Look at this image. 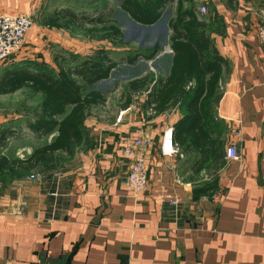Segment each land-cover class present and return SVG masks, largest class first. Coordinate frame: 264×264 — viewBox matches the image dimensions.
Masks as SVG:
<instances>
[{"label": "crops", "instance_id": "crops-1", "mask_svg": "<svg viewBox=\"0 0 264 264\" xmlns=\"http://www.w3.org/2000/svg\"><path fill=\"white\" fill-rule=\"evenodd\" d=\"M98 1L54 0L47 11L53 5L92 9ZM180 1L183 8L205 6L198 15L227 61L209 114L223 155L225 146L236 143L239 158L222 157L214 172L194 173L179 149L161 151L163 132L184 112L181 101L154 115L144 107V90L121 105L129 79L167 74L171 52L163 50L169 34L164 21L154 30L164 40L156 55L142 69L128 66L132 71L121 75L105 102L89 109V148L76 149L38 178L15 176L0 189V264H264V43L256 36L264 7L260 0ZM42 2L0 0V14L30 13ZM104 2L111 9L110 0ZM176 5L177 0L167 3L161 17L166 11L171 17ZM27 36L35 35L29 30ZM103 48L117 58L111 45ZM97 83L107 87L104 80ZM133 138L148 141L142 150L147 186L136 197L123 187L129 158L121 152ZM33 147L26 145L24 154Z\"/></svg>", "mask_w": 264, "mask_h": 264}, {"label": "trees", "instance_id": "trees-1", "mask_svg": "<svg viewBox=\"0 0 264 264\" xmlns=\"http://www.w3.org/2000/svg\"><path fill=\"white\" fill-rule=\"evenodd\" d=\"M116 1L118 8L133 23V29L140 31L157 23L171 0ZM110 14L108 3L101 1L88 10L54 5L42 18L48 27L69 30L115 22L108 19ZM165 27L169 30L168 46L171 49L167 74L153 80L148 73L129 79L125 91L120 94L123 98L121 105H128L132 93L144 90V107L154 115L170 103L181 101L184 112L173 123L171 141L182 156H186L182 163L189 161L191 171L195 173L203 168L212 173L223 162V140L213 136L209 108L219 98L215 89L217 75L222 67H226L227 61L218 54L206 30L208 23L204 16L198 15L193 3L183 8L181 1L177 0L175 11L167 18ZM102 31L103 34L95 37L126 44L120 26L103 27ZM160 49L158 42L154 41L150 46L135 48L132 54L116 59L110 56L109 49L95 48L88 55L72 56L68 61L62 57L59 62L54 57L55 67L37 62H18L2 67L0 94L27 89L31 94L41 96L31 119L25 121L23 127L35 137H49V140L38 143L23 157L0 153V189L15 176L52 170L70 158L76 149H88L91 138L84 120L89 109L103 104L111 91L108 86L100 90L95 84L108 78L119 63L131 64L138 57L151 59ZM189 81L193 85L185 89L184 85ZM16 129H0V147L4 141L16 137Z\"/></svg>", "mask_w": 264, "mask_h": 264}, {"label": "rangeland", "instance_id": "rangeland-1", "mask_svg": "<svg viewBox=\"0 0 264 264\" xmlns=\"http://www.w3.org/2000/svg\"><path fill=\"white\" fill-rule=\"evenodd\" d=\"M101 1L104 0H99L97 2L98 5ZM53 2L54 0H44L38 7L37 5L39 3L36 5L37 8L34 11L32 10L30 12L34 22L30 32L32 31V34L35 36L33 38L26 36L28 39L26 38L27 40H25L23 48L18 53L0 62V70L4 66L18 62L28 64L37 62L47 67H55L54 57L59 62L62 61V57H65L68 61L72 56H85V54L92 53L95 48L110 47V45L114 48L113 57L132 54L135 48L150 46L154 41L158 42L160 47L163 46L164 40L162 38L157 39L158 36L154 33V30L156 26H162L164 21H166L168 16L167 11L153 26L144 27L140 31H136L133 29L134 25L129 20V17L118 8L117 1L110 0L109 5L111 9H109L111 10V14L108 16V19L114 20L115 22L112 21L109 24L106 23L107 25L93 27L86 25L83 29L70 28L66 30L62 28L57 30V28H54L52 32H49L46 30L49 27L43 23L42 17ZM260 3L264 7V0H260ZM110 26H120L126 44L119 45L110 42L107 38L110 43L105 44L104 39L95 37L103 34V27L110 28ZM62 30L66 31V34L60 33ZM152 35L154 38L151 37ZM32 39H36L39 42L32 43ZM144 60V58L138 57L131 64L125 62L119 63L111 71L108 78L104 79V83H106L109 89H115L120 82L121 75L127 76L132 71L131 67L128 66H132L134 70L142 69L145 66L143 65ZM115 77H119V79L111 81ZM114 82L116 85L113 87ZM95 87L103 90L105 86L101 87L99 83H96ZM40 97L38 94H31L27 89L0 94V129L4 127L18 128L16 129L17 134L15 138L4 141V144L0 147V153L8 156L15 155L23 157L25 155L26 145L33 147L42 141L49 140V137L37 138L23 127L25 121L31 119L32 112L37 108Z\"/></svg>", "mask_w": 264, "mask_h": 264}, {"label": "built area", "instance_id": "built-area-1", "mask_svg": "<svg viewBox=\"0 0 264 264\" xmlns=\"http://www.w3.org/2000/svg\"><path fill=\"white\" fill-rule=\"evenodd\" d=\"M205 11L206 8L204 5L198 6V13L203 14ZM33 24L34 22L30 13L0 14V62L18 53L23 48L27 33ZM256 36L264 43V16L260 18L256 26ZM163 50L165 52H171L169 46H165ZM115 79H119V77L112 78L111 81ZM120 116L121 114L119 113L116 116V120H119ZM162 136V153L170 155L176 152L178 148L171 141V129L167 128ZM147 144L148 141L146 139L133 138L125 142L121 148L122 155L129 158L128 169L123 177V187L132 197L138 196L147 186L146 166L142 152ZM223 157L225 160L239 158L236 143H230L225 146ZM28 175L38 178L39 172H31ZM164 196L168 197L171 203L177 202V198H171L167 193H164Z\"/></svg>", "mask_w": 264, "mask_h": 264}]
</instances>
